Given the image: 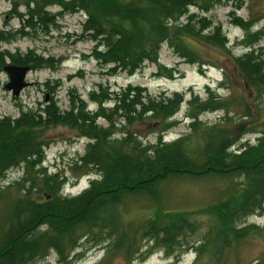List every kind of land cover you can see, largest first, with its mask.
Listing matches in <instances>:
<instances>
[{
  "label": "trees",
  "instance_id": "16d2710c",
  "mask_svg": "<svg viewBox=\"0 0 264 264\" xmlns=\"http://www.w3.org/2000/svg\"><path fill=\"white\" fill-rule=\"evenodd\" d=\"M219 3L221 0H30L20 16L34 28L47 26L63 13L82 12L86 16L83 35L85 32L95 41L96 60L111 66L112 74H133L147 61L159 62L164 43L188 63L214 65L191 45L228 52V39L221 25L210 28L209 20L189 10L196 7L205 13ZM51 6L60 11L52 14ZM233 22L245 30L240 44L246 52L228 53L232 66L225 62L220 67L224 78L219 85L229 89V70L237 72L244 102L235 111L228 98L208 87L205 100L189 102V133L175 140L167 141L165 136L176 124L172 119L180 111L184 95H144L145 90L131 85L115 92L93 91L90 98L98 105L95 112L83 106L62 112L52 101L43 110L45 118L24 111L16 120L0 119V181L10 169L24 170L20 179L0 191V200L6 204L0 217V264H37L51 252L60 263L69 264L83 255L84 248L103 242H109L108 253H123L129 264H140L152 252L143 250L144 244L138 245L141 240L163 247L168 256L178 249L193 248L197 257L192 264H202L206 255L208 264H239L232 260L237 245L262 234L254 224L239 225L264 209V46L260 45L264 26L252 32L251 21L234 15ZM11 36L0 30V71L7 58L31 70L57 67L56 60L34 51H3L2 43ZM159 73L173 79L182 71L160 65ZM214 111H222L217 122L199 120L201 114ZM100 119L106 124L99 125ZM58 125H68L89 140L75 163L83 169L78 177L90 171L98 175L76 197L60 193L65 184L62 173L49 175L42 167L48 143L39 141L37 130ZM153 133L156 141L147 142ZM249 134L257 135L256 141L241 143ZM206 177L226 183L213 202L193 211L160 206L167 183ZM137 198L159 206L148 218L126 221L125 209ZM198 217H206L208 226L194 246L187 236L202 229ZM250 264H264V255Z\"/></svg>",
  "mask_w": 264,
  "mask_h": 264
},
{
  "label": "rangeland",
  "instance_id": "374dc122",
  "mask_svg": "<svg viewBox=\"0 0 264 264\" xmlns=\"http://www.w3.org/2000/svg\"><path fill=\"white\" fill-rule=\"evenodd\" d=\"M30 0H0V30L13 36L9 37L1 45L3 51L11 54L28 53L34 51L37 55L46 59L53 58L57 61V67L46 66L31 70L26 80L30 83L19 96L13 95L12 91L5 88L9 82V75L0 71V119H18L25 111L42 114L48 103L54 101L62 112L70 111L73 107L83 106L87 111L95 112L98 105L90 98V94L104 90L106 93L119 91L129 85L141 88L143 94H166L182 93L184 102L180 111L172 119L175 126L166 134L167 141L175 140L189 133L190 122L188 109L189 102L198 98H207V88L214 93L229 99L235 111L244 102V90L237 72L229 70L228 83L230 88L219 87V82L224 78L221 66L230 63L228 53L241 55L246 49L240 44L245 35V30L233 22L234 15L246 21H251L252 32L264 26V0H221L208 12L192 7L189 13L199 17H205L211 22V27L221 25L223 34L228 39L226 51L220 47H205L197 44L191 45L199 51L208 61L214 65L199 66L191 64L181 58L169 46L164 43L160 50L159 62H145L133 74L118 72L112 74L111 66L100 64L94 55L95 41L87 37L83 23L86 16L82 12L63 13L50 21L47 26L37 24L34 28L26 25V18L20 16L26 12V3ZM53 13L59 12L58 6L48 8ZM234 14V15H233ZM184 20V18L182 19ZM210 28L207 30L210 31ZM24 29L25 33L19 31ZM264 46V39L260 41ZM10 59L7 58V63ZM160 65L168 68H179L182 73L176 74L173 79L160 75ZM110 103L108 106H111ZM76 111V109H75ZM222 111L206 112L199 116L203 122H217ZM99 125H105L106 121L100 119ZM39 141L48 143L44 147L45 162L42 167L47 168L49 175L62 173L65 177L63 192L74 195L82 192L90 186L94 178H98L95 171L78 177L77 173L83 169L75 167L76 160L83 155L87 138L79 136L78 132L68 125L45 126L37 130ZM257 135L249 134L241 143L249 140L255 142ZM149 143L156 141V134H150L146 139ZM22 167L10 169L0 181V191H4L7 185L23 176ZM226 185L225 181L217 177L203 179H183L167 183L160 206L171 211H193L213 202L219 194V190ZM33 198H36L33 196ZM38 198V197H37ZM5 200H0V217L5 212ZM159 206L157 202L146 198L134 199L125 209L126 221H140L148 218L153 210ZM206 217H198L203 227L197 233L187 236V241L194 242L198 246V240L204 237L208 224ZM259 227L261 235L250 237L242 241L232 253V260L239 264H250L264 255V209L249 216L240 223V227L246 225ZM44 228V227H43ZM109 242H103L98 247L84 250L81 257L73 259L69 264H129L123 253H108ZM144 244L143 250L151 249L147 259L140 264H192L197 252L193 248L178 249L172 256H168L163 247H156L154 243L141 240L139 246ZM182 251V252H181ZM208 255L202 264L209 263ZM37 264H63L58 261L55 252L43 259H38Z\"/></svg>",
  "mask_w": 264,
  "mask_h": 264
},
{
  "label": "water",
  "instance_id": "95a60500",
  "mask_svg": "<svg viewBox=\"0 0 264 264\" xmlns=\"http://www.w3.org/2000/svg\"><path fill=\"white\" fill-rule=\"evenodd\" d=\"M3 70L9 75L10 79L5 85V88L12 91L13 95L19 96L20 93L30 85L26 80L28 73L31 71L30 66L8 62Z\"/></svg>",
  "mask_w": 264,
  "mask_h": 264
},
{
  "label": "bare ground",
  "instance_id": "6f19581e",
  "mask_svg": "<svg viewBox=\"0 0 264 264\" xmlns=\"http://www.w3.org/2000/svg\"><path fill=\"white\" fill-rule=\"evenodd\" d=\"M45 162V159L43 160V162H42V164ZM87 189V188H86ZM85 190V189H84ZM83 190V191H84ZM82 191V192H83ZM82 192H80V193H77V194H74V197H76V196H79L80 194H82ZM60 193L63 195V196H66V197H72V195H68V194H66L65 192H63V190L61 189L60 190Z\"/></svg>",
  "mask_w": 264,
  "mask_h": 264
}]
</instances>
